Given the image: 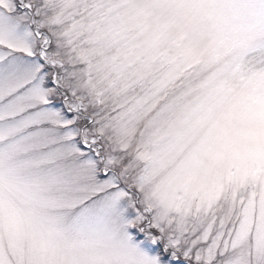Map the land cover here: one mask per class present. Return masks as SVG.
<instances>
[{"label":"snow or ice","instance_id":"1","mask_svg":"<svg viewBox=\"0 0 264 264\" xmlns=\"http://www.w3.org/2000/svg\"><path fill=\"white\" fill-rule=\"evenodd\" d=\"M0 264H264V0H0Z\"/></svg>","mask_w":264,"mask_h":264}]
</instances>
